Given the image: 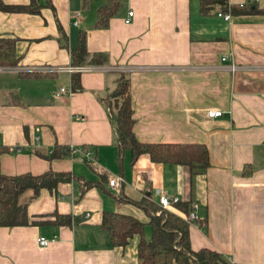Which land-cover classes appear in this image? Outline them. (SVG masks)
<instances>
[{"label":"crops","instance_id":"1","mask_svg":"<svg viewBox=\"0 0 264 264\" xmlns=\"http://www.w3.org/2000/svg\"><path fill=\"white\" fill-rule=\"evenodd\" d=\"M0 1L40 5L35 13L0 10V37L13 40V66L23 71L0 66V172L73 177L35 197L31 189L19 194L27 224L0 227V264H139L136 237L111 247L99 226L105 211L145 221L137 207L115 202L117 190L134 201L157 203L160 193L190 202L193 250L214 249L233 264H264L263 14H231L219 5L202 13L200 0H118L105 25L95 27L96 10L107 0ZM244 3L264 9V0H228ZM79 36L87 53L80 64L107 71L74 74L78 90L71 87L73 72H28L73 65L70 50ZM224 55L229 58L222 62ZM231 61L241 69L232 73ZM120 73L129 83L136 139L202 143L209 155L204 172L191 175L146 154L131 163L127 150L117 153L115 114L104 99ZM58 87L66 92L55 96ZM211 110L223 115L209 118ZM68 145L90 157L67 153ZM114 175L121 181L112 188L107 180ZM84 182L91 185L81 189ZM56 214L70 222H56ZM38 237L49 242L40 246Z\"/></svg>","mask_w":264,"mask_h":264},{"label":"trees","instance_id":"2","mask_svg":"<svg viewBox=\"0 0 264 264\" xmlns=\"http://www.w3.org/2000/svg\"><path fill=\"white\" fill-rule=\"evenodd\" d=\"M32 2V0H31ZM201 12L206 13L210 6L219 5L222 10L231 14L264 15V9L244 3L242 5H229L228 0H200ZM39 4L30 3L24 6H9L0 1L1 11H16L35 13ZM118 6V0H107L96 10L95 27H103L107 19ZM13 40L0 37V66H13L15 57L12 49ZM87 55L83 38L79 36L77 43L70 50L73 65H81ZM72 73L71 87L78 90V79ZM104 102L114 110L117 153L127 150L130 162L146 154L152 162L170 163L187 167L190 174L204 172L209 166L207 147L202 143H142L139 142L132 130L134 119L129 97V83L123 73L116 78L115 87L105 97ZM109 114L110 111H109ZM5 148L0 146V155ZM65 151V148H64ZM250 169L244 167L243 173ZM101 179H106V173H100ZM73 177L70 172H53L48 170L38 175L22 173L18 175H5L0 172V227L21 226L27 224L25 206L17 202L21 192L32 190L35 197L39 189L53 190L59 182H68ZM80 185V184H79ZM91 183H82L81 189L89 187ZM116 203H129L145 216L141 221L132 215L105 211L101 214L99 226L106 233L108 244L111 247H122L132 237L137 238L136 257L139 264H231L220 252L201 248L193 250L189 244V222L187 215L193 209L190 202L176 201L169 208H161L149 197H141L134 201L126 197L121 191L113 194ZM56 222L68 224V215H55Z\"/></svg>","mask_w":264,"mask_h":264},{"label":"built area","instance_id":"3","mask_svg":"<svg viewBox=\"0 0 264 264\" xmlns=\"http://www.w3.org/2000/svg\"><path fill=\"white\" fill-rule=\"evenodd\" d=\"M77 15V14H76ZM132 16V11H128L127 12V19L124 20L125 23H127L129 21V17ZM218 16L222 17L225 20H228L230 18V15L227 13H219ZM75 24V22H74ZM228 56L224 55L221 58V61L224 62L226 60H228ZM242 66L240 65H236L233 61H231L230 65H229V70L233 73L237 70H240ZM8 71L10 72H15V73H19V72H23L21 68L19 67H15V66H11L9 68H6ZM116 68H114L115 70ZM94 70H99V71H107V68L104 66H97V67H92L86 64H81V65H69V66H64V67H55V66H49V65H38V66H34L33 68H31L30 70H28V72H33V73H37V74H54V73H60V72H88V71H94ZM120 71L123 72H128L129 70L127 69H123L120 68ZM66 91L64 88L62 87H58L56 89V91L54 92L55 96H59L61 94H64ZM223 115V112L220 110H211L207 112V117L209 118H216V117H221ZM65 151L69 154H73V153H82L85 158H89L90 157V153L88 151H84L82 147L80 146H72V145H68L65 147ZM121 181L120 176L114 175L111 176L108 180H107V185L109 187H116L118 186L119 182ZM176 198H172L171 200H169L167 198L166 195L164 194H158L157 197V204L161 207V208H169V206L171 205V203L175 202ZM196 218V215L194 212H190L187 216V220L192 221ZM37 244L40 246H46L47 243L49 242L48 239L44 238V237H38L36 239ZM231 263V262H230ZM233 264V263H231Z\"/></svg>","mask_w":264,"mask_h":264},{"label":"rangeland","instance_id":"4","mask_svg":"<svg viewBox=\"0 0 264 264\" xmlns=\"http://www.w3.org/2000/svg\"><path fill=\"white\" fill-rule=\"evenodd\" d=\"M188 216V215H187ZM187 218V217H186Z\"/></svg>","mask_w":264,"mask_h":264}]
</instances>
